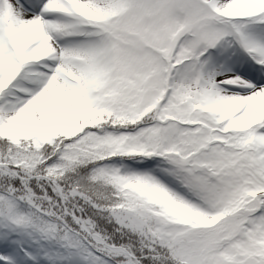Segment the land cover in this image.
I'll return each mask as SVG.
<instances>
[{
  "label": "snow or ice",
  "instance_id": "1",
  "mask_svg": "<svg viewBox=\"0 0 264 264\" xmlns=\"http://www.w3.org/2000/svg\"><path fill=\"white\" fill-rule=\"evenodd\" d=\"M0 264H264V0H0Z\"/></svg>",
  "mask_w": 264,
  "mask_h": 264
}]
</instances>
